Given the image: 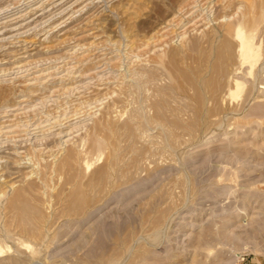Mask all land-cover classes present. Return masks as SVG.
Here are the masks:
<instances>
[{
  "label": "rangeland",
  "instance_id": "374dc122",
  "mask_svg": "<svg viewBox=\"0 0 264 264\" xmlns=\"http://www.w3.org/2000/svg\"><path fill=\"white\" fill-rule=\"evenodd\" d=\"M244 8L243 0H0V264H264V12L244 23ZM223 38L237 48L220 74L211 67ZM173 51L195 76L200 107L196 89L164 65ZM157 86L183 126L153 117ZM99 119L134 121L118 165H105L109 148L91 146ZM68 146L79 153L75 184L108 168L101 192L86 185L92 199L79 214L67 211L75 184L55 165ZM32 179L44 212L29 227L8 214L7 200Z\"/></svg>",
  "mask_w": 264,
  "mask_h": 264
},
{
  "label": "bare ground",
  "instance_id": "6f19581e",
  "mask_svg": "<svg viewBox=\"0 0 264 264\" xmlns=\"http://www.w3.org/2000/svg\"><path fill=\"white\" fill-rule=\"evenodd\" d=\"M243 5H244L245 8H244V11L243 12L241 11L242 13H240V14H242L241 15V19L243 20L244 23L245 22H251V21L253 22L254 19L256 21V19H258V18H263V12L264 11H261V9L264 6H263V1L262 0H258V1L257 0H243ZM253 11H255L254 14L256 13V16H253V15L250 16L251 15V12H253ZM228 23L226 25L224 24L225 25L224 26L225 32H229L232 29L231 28V26H232L231 23H229V24ZM202 35H204V34H202ZM236 37L240 41L238 43V50H242L245 47L246 44L244 42L243 37L241 36V32L240 31H238L236 33ZM201 41L202 40H201L200 36L199 37L197 36L196 38L193 37V38H191V40H189V44L188 45H190L192 48H195L196 49V47L198 48V46L200 45ZM235 48H237V47H235V44L230 39L223 38L221 40V43L218 46V54H217V57H216V59H217L216 60V63H213L212 64V67H211L213 72H215V73L220 72V74H222L221 72H223V66L231 58L232 52H233V50ZM176 57H177V54L174 53V51H173V52H170L169 55L167 56V59L165 61H163L164 62V65L166 66L167 70L169 71L170 76H172L173 78H175V77L176 78H179L180 77L184 82H186V83H188V84H190V85H192L194 87L196 85L195 84V81L196 80H195V78H193L194 75L191 73V70L190 69L189 70H187V69L184 70L180 66L179 60ZM161 58H162V56L160 57V59L158 58V60L156 58V60L159 61V60H161ZM159 63H161V62H159ZM153 70L152 71L149 70V71L146 72L147 79H152V77H154V75H156L154 73L155 71L153 72ZM179 82L177 84L178 85L179 84L181 85L182 82L181 83H179ZM186 83L184 85H186ZM164 89L165 88L162 87V86H157L155 88V95H154L153 98H151L152 101L150 102L151 104H149V105H151V107L154 110L153 117L155 119H157V120H160V121L164 122V123L171 124L172 126H178V125L181 124V121L176 116H171L167 112V110L170 107V105L168 104V98H167L169 91H167V93H166V91ZM195 89H196V99H197V102L199 103V107H200V105L203 102L202 97H201L200 92H199L200 88H197L196 87ZM110 113H109V116H110ZM104 118L102 119L103 121H105ZM102 120L101 119L97 120L94 123V126H93V128L95 130H100L101 131L100 132L102 134L101 139L100 140H97V141L92 139L91 146H98V147H106V148H109L110 157L111 158L109 159L108 163L105 164V165H112V166L114 165L115 166V165H118L117 162L120 159L119 158V155L120 154H119V151H118L119 142L121 140H124V139L126 140V142H128L127 139L128 138L130 139V137H132L135 134V129H134V126H133L134 121L132 120L133 121L132 122L131 120H126V121H123L121 123H114L115 121L113 120V123L108 122L109 124L106 125L104 122H102ZM103 124H105L106 127ZM104 127L107 128V129L106 130H103ZM170 129H171V132H169L170 135L173 132L175 134V131L172 130V128H169V130ZM194 129H195V127H194ZM130 145H131V141H130ZM132 147H133V145H132ZM134 147H135V145H134ZM133 152H135L134 155L136 156V151H133ZM77 154H79V153H77V149H76L75 146H68L64 150V152H63L62 156L60 157V159H58V161L55 163L56 170L59 171V172H62V173L64 172L65 175H66V181H69V182H72L73 181V185L75 184L74 183V178H75L74 175H75V172L73 173L72 170H74L75 162H76V159H77V156H78ZM135 160L136 159L133 156L132 162H129L126 165H133V164H135ZM46 165H47V161H46ZM125 170H126V167L123 168V172ZM108 177H109L108 176V168L106 166H101V167H99V169H97V171L95 172V174L91 178H89V180L86 183V185L87 186H90V187L91 186L92 187H97L98 190L101 192L104 189V187H105V184H106V182L108 180ZM20 183L21 182L19 181V183L17 185L13 186L14 187V190L12 191V194L8 197V200H7V209L9 210L8 211V214L10 212L12 215H14L16 217V219L19 222H22V223L25 222V223L28 224L29 227H32V224L30 223L31 220H32V217H35V216H38L39 217L40 215L42 216L43 215V212H44V211H42L43 209L41 210L42 207L40 208L39 205H38V202L41 201V196H40V194L38 192L39 191L38 190L39 188L37 189L38 183L35 180H33V179L32 180H29V181H26L25 183H22V184H20ZM83 185H84V183H83ZM83 185H81L80 183H77V184L74 185L73 188H71V191H70V193L68 195V198H67V201H66V202H68L67 211L69 213H78L79 214L81 212V210L84 209V207L89 202H91L92 196L87 195V193H86L87 191L85 189L86 188V185H85V187ZM90 187H89V189H90ZM61 190H62V188H61ZM91 190L93 191L95 189H90L89 191H91ZM65 205H66V203H65ZM165 213H166V209L165 210L164 209L163 210H160L159 213H158V215L156 217H154V219H153L154 222L157 223L162 218V216ZM145 219H146V216H145ZM27 230H28V228H27ZM27 230H25V231H27ZM0 251H1V249H0Z\"/></svg>",
  "mask_w": 264,
  "mask_h": 264
}]
</instances>
